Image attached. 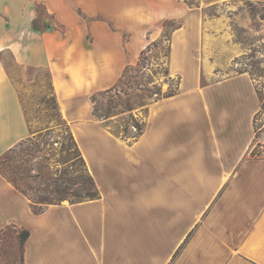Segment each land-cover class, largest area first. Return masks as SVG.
I'll return each instance as SVG.
<instances>
[{
  "label": "crops",
  "instance_id": "obj_1",
  "mask_svg": "<svg viewBox=\"0 0 264 264\" xmlns=\"http://www.w3.org/2000/svg\"><path fill=\"white\" fill-rule=\"evenodd\" d=\"M168 20H181L169 57L179 92L151 103L142 136L125 141L93 115L91 97L137 65ZM203 40L179 0H0V157L31 136L9 52L50 73L101 193L37 215L0 173V230L30 232L23 264H264V158L251 157L264 144L261 101L248 73L204 82Z\"/></svg>",
  "mask_w": 264,
  "mask_h": 264
},
{
  "label": "rangeland",
  "instance_id": "obj_2",
  "mask_svg": "<svg viewBox=\"0 0 264 264\" xmlns=\"http://www.w3.org/2000/svg\"><path fill=\"white\" fill-rule=\"evenodd\" d=\"M179 1L185 3L187 8L192 10L194 19L201 24L205 63L207 65L211 64L213 68L211 75L205 76L204 82L246 71L249 75H252L264 95V0H230L212 3L203 7L201 6V0ZM98 18L103 17L99 16ZM180 23L181 20H171L166 28H163L161 36L155 40L156 43L151 46L150 52L144 56L142 65L137 68L146 70L144 72L146 74L145 79L141 77L137 79L139 84L150 87L155 83L161 84L162 93H166L170 87L175 86L178 78L170 76L169 80L165 76L169 61L167 39L172 28ZM114 29L118 30L115 26ZM129 38L130 34L123 32L124 42ZM149 38L151 39V37ZM2 59L18 89L27 117L32 121L33 131H39L46 126L54 127V136L56 138L60 136L59 140L63 142L64 139L61 138L65 136L66 127L64 125L57 126L58 123L54 120L56 111L52 105L53 90L49 72L42 68L17 65L9 52H4ZM136 75L141 76V73ZM132 93L133 113L136 118L146 121V108H141V105L151 102L150 94L139 91ZM122 98L126 99L124 96ZM116 114L111 115L107 120V125L116 132H121L123 127L133 124L126 109L118 107ZM263 122L264 113L259 116L258 123ZM135 131V129L129 127L131 135ZM65 141H67L66 144H69L68 139H65ZM60 150V144L47 147L46 151L38 153L34 157H27L29 165L36 166L37 169L48 163L57 165L65 156L60 153ZM260 151L264 154V148H261ZM45 157L50 158V161H46ZM23 164L25 165V163ZM42 172L48 179V169L42 168ZM32 185L36 187L35 184ZM98 210L94 209V211ZM86 212L89 211L86 210ZM102 227L109 228V221L101 222L99 228ZM21 255L22 251L17 230L9 227L4 233L0 234V264H22Z\"/></svg>",
  "mask_w": 264,
  "mask_h": 264
},
{
  "label": "trees",
  "instance_id": "obj_3",
  "mask_svg": "<svg viewBox=\"0 0 264 264\" xmlns=\"http://www.w3.org/2000/svg\"><path fill=\"white\" fill-rule=\"evenodd\" d=\"M170 21L171 20L166 21L163 24V28H166ZM179 28H181V24L173 27L170 36L167 39L168 59L171 52V35ZM155 43V41L151 42L149 46L141 52L139 62L136 66H126L123 74L115 86L108 90L97 92L91 97L93 115L100 121L104 122L112 133L117 134L121 139L128 142L136 141L139 137H141L146 127V122L143 119L136 118L133 113L134 108L131 104V99L133 97L132 92L139 91L148 92L150 94L149 98L151 102L141 105V108H146L147 114L151 103L164 98L172 97L179 92L181 83L180 78L177 79L175 86L170 87L166 93H162L161 84L158 85L156 83H151L153 85L150 87L139 84L137 80L139 77L145 79L146 73L144 72H146V70H139L137 67L142 65L144 56L150 52L151 46ZM138 73H141V76H137L136 74ZM244 73L247 72L245 71ZM165 76L170 80L171 74L169 70V61L168 70H166ZM250 76L255 83V87L261 101V112L254 119L256 138L258 139L264 127V122L261 124L258 123L259 116L264 113V95L262 89L257 85L252 75ZM52 90V105L54 106L53 109L56 111V117H54V120L58 123L57 126L64 125L66 127L64 131L65 136L61 138L64 139L63 142L59 140L60 136H58V138L54 136V127L52 128L50 126H46L39 131H33L32 121L27 117L23 101L21 99L25 118L29 126V130L31 131V136L18 143L15 147L11 148L0 157V173L10 183H12L18 191L23 193L30 200L33 212L37 215L44 213L51 205H61L63 202L78 204L101 198L100 190L94 177L88 169L87 163L71 131L70 125L62 117L53 86ZM122 96L126 97V99H123ZM99 104L101 105L98 106ZM118 107H122L129 112V118L133 123L131 126L128 125L123 127L121 132H116L113 128L107 125V120L111 117V115H117L116 109ZM129 127L136 130L133 135L129 133ZM65 139H68L69 144H66L67 141H65ZM55 144L61 145L60 153L65 155L57 165H51L48 163L44 166H40L39 169H37L36 166L33 167L32 165H29L27 157H34L36 154L46 151L47 147H53ZM261 148H264V146L257 140L255 147L251 151V157L256 159L264 158V155H262L263 152L260 151ZM45 158L46 161H50V158ZM23 163H25V165ZM42 168L48 169V179H46V176L42 172ZM32 184H35L36 187ZM9 227H13L17 230L19 244L22 251L21 262L23 264L24 246L30 237V232L26 229L14 226ZM9 227L0 230V234L4 233V231Z\"/></svg>",
  "mask_w": 264,
  "mask_h": 264
}]
</instances>
